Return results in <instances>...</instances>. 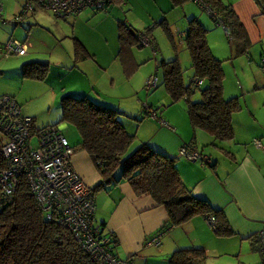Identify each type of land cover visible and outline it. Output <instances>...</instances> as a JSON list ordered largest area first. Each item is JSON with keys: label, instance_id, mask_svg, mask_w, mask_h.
Wrapping results in <instances>:
<instances>
[{"label": "crops", "instance_id": "crops-1", "mask_svg": "<svg viewBox=\"0 0 264 264\" xmlns=\"http://www.w3.org/2000/svg\"><path fill=\"white\" fill-rule=\"evenodd\" d=\"M0 1H3L0 4V45L4 44L11 37H15L26 41L29 48L33 43L28 39V34L23 38L24 34L22 31L25 29L29 31L31 29L32 23L30 20H35V10L42 6L38 3V0ZM29 1L34 3V9L23 20L22 24H25L26 27L17 28L16 26L19 24L13 22V17ZM224 1L234 9L245 26L249 39L248 45L237 43V40L230 35L224 22H221L217 17L211 15L213 22L204 14L201 18L202 21L200 17L195 15V9L199 7L201 9L205 8L198 5L194 0H192L193 4H189L185 0L175 5L172 4V0H164L165 5L159 7V14L164 12L169 14L168 17L164 16V18L168 20L174 36L175 32L179 35L178 31H186L192 19H197L207 29L206 38L211 53L221 60L223 69V96L225 98L240 96V107L231 114L235 130L234 137L219 141L218 144H213L214 136L212 133L207 132L204 128H197L194 130L199 135H202L204 139L197 140L196 138H192L188 142L186 141L189 138L188 135L180 131L182 123L171 115L166 114V112L164 114L158 111L163 121L153 116L156 119L153 118L155 122H151V125L154 126L155 131L151 137L142 142H147L155 149L175 157L177 167L185 184L196 195L207 199L211 205L224 211L234 229V234L228 237H219L209 218L197 214L180 225L172 226L170 230L161 234L160 242L157 244L149 243V239L154 234H157L166 221L168 217L167 208L165 205L158 203L149 193L138 194L129 180L126 177H122V164H119L114 172L115 179L108 181L105 187L94 189L97 206L96 218L99 222H104L106 230L111 231L116 236L117 244L115 252L122 257H131L134 264H170L169 257L176 249L196 246L210 251V242H214L217 250L229 249L228 245L231 243L236 248L241 242L242 245L249 246L246 249V253L248 254V258L256 259L254 264L261 260L256 243V234L264 225V110H259L258 107L259 104L264 105V73L263 70L259 69V61L264 54V0ZM19 2H21L22 7L19 5ZM135 2L137 1L128 0L127 4L136 10ZM47 11L55 15L56 18L62 19L57 17L52 11ZM173 11H176V14L186 21V25H180L177 20L171 21ZM138 14H141L144 22L150 21L148 16L153 15L148 10L142 8ZM127 15L132 21L131 13L128 12ZM63 20H55L53 22L54 27L50 29L56 37L65 36L70 31V23L66 21L68 19ZM71 31L73 34H76L74 23L72 24ZM77 35L81 39L76 35L73 36V49L75 47V37L79 38L85 45L87 43L85 37L80 33H77ZM218 38L224 42V47L217 42ZM182 41L184 42V39ZM86 47L90 52L92 51L87 45ZM155 47H152L154 51ZM32 56L34 54L29 57ZM73 56H75L74 50ZM176 56L174 54V56L165 60L173 59ZM96 59L97 62L101 63L98 55H96ZM112 59H117L116 54L112 55ZM18 64L19 61L16 64L17 67ZM189 71L190 75H188L187 79L190 80L193 71L191 69ZM150 73L145 76L148 78ZM227 73H231L232 75V84L235 87V90L232 92L228 89L230 84L228 86L227 83L225 84L224 76ZM154 74L158 75V72ZM144 78L142 80L143 85L145 82V88L150 92L154 88L148 89L146 86L147 78L146 80ZM21 79L26 81L29 88H33L37 83L46 80L36 81V79L23 77ZM13 85L14 82H8V85L0 86V95L5 94L4 92H14L17 94ZM46 91L48 92L47 99L51 98V96L55 97V92H53L51 85L48 86ZM16 94L13 96L21 102ZM235 94L238 96H235ZM30 97L32 100L38 102L37 96L34 93L31 92ZM140 100L142 101V99ZM149 102L151 104H147V106L154 104L152 101ZM21 105L23 112L32 116L37 126L55 122L61 124L63 130L65 122L63 124L59 122V119L62 117V107L60 105L58 121L45 120L46 123L42 125L37 123L36 116L33 115V107L27 104L26 106L22 102ZM147 106L138 109L136 112L138 116H135L136 119L141 117L142 120L147 116L148 113L145 111ZM172 122L177 124V127ZM184 125H186V116L183 117V128L188 133V129ZM150 132H147V134H150ZM255 138L260 140V144L254 142ZM205 141L207 143L211 142L212 146L205 148L203 145ZM188 145L210 156L213 162L209 164L201 160H191L183 155L181 149ZM72 163L92 187H95L103 179V175L96 162L86 149L76 148L72 156Z\"/></svg>", "mask_w": 264, "mask_h": 264}, {"label": "trees", "instance_id": "trees-1", "mask_svg": "<svg viewBox=\"0 0 264 264\" xmlns=\"http://www.w3.org/2000/svg\"><path fill=\"white\" fill-rule=\"evenodd\" d=\"M125 1L105 0L102 9L91 5L56 16L69 19L87 9L108 11L111 4L123 5ZM183 1L185 0H172V4ZM207 2L222 18L237 43L248 45L247 30L234 9L224 0H207ZM25 7L24 5L20 12ZM13 22L17 24L14 20ZM22 23L23 21L19 24ZM159 25L164 27L168 36L174 41L166 18L145 29L134 28L127 21H119V46L116 57L129 76L137 66L135 46L146 45L143 41L146 36L151 37L156 44L153 29ZM206 31L207 29L197 19H192L186 30L184 42L191 57L188 69L193 71L190 80L185 74L187 67L183 66L178 55L170 60H160V65L163 68L164 84L173 101L186 99V108L193 128L206 129L214 136L212 143L218 144L219 141L234 137L231 114L238 110L240 102L238 97L223 96L221 60L212 55ZM74 54L77 59L95 58V55L77 37H75ZM49 66V62L37 59L25 61L20 67L21 75L23 78L44 80L49 72ZM199 80L202 82L199 83ZM198 90L201 91L202 96L194 101L192 95ZM61 107L60 122H72L78 127L81 133L78 146L90 153L103 175V179L93 189L105 187L108 181L115 179V169L122 164V177L129 180L138 194L149 193L167 208L168 217L157 234H164L172 226L180 225L197 214L207 216L219 236L234 234V229L224 211L211 205L207 199L196 195L185 184L175 157L155 149L147 142H142L140 147L129 153L128 149L135 133L128 132L119 118L121 113L119 110L94 101L88 95L77 96L71 93L63 94ZM3 141L4 137L0 133V169L6 165V156L2 149ZM101 226L106 229L104 222ZM107 232L117 244L116 236L111 231ZM207 258L205 248L185 247L173 251L169 263L206 264ZM0 264H98V262L76 239L69 227L61 224L57 219L50 220L46 217L36 193L31 189L28 181L22 178L12 198L6 200L0 198Z\"/></svg>", "mask_w": 264, "mask_h": 264}, {"label": "rangeland", "instance_id": "rangeland-1", "mask_svg": "<svg viewBox=\"0 0 264 264\" xmlns=\"http://www.w3.org/2000/svg\"><path fill=\"white\" fill-rule=\"evenodd\" d=\"M136 1V10L132 9L130 5L128 6V0H126L123 5L111 4L108 11H92L91 9H87L78 16L66 20L70 23V31L65 36L61 37H56L50 29L54 27L53 22L55 20H64L56 18L51 12L47 10L45 11V9L39 6L40 8L35 10V20H30L32 23L31 29L29 31H27V29L22 31L24 34L23 38L28 34V39L33 43L28 48V53L23 55H11V57L0 55V86L8 85V82H14L13 86L17 92V94L14 92L4 93H14L24 105L27 104L33 107V115L36 116L35 119L39 125L45 124V120L56 121L59 119V105L61 106V98L63 94L71 93L77 96L88 95L94 101L113 107L121 112L119 118L125 124L128 132L135 133L134 140L131 142L128 149L129 153L140 147L142 141L151 137L155 131L151 122H155L154 119L156 118L149 114H147L142 120L141 117L139 119H136L135 117L139 108L142 109L147 104H151L149 101L154 102L151 107L158 109L161 113L165 114L166 112V114L171 115L182 123L180 131L189 137L186 141L189 142L192 138H196L197 140L204 139L202 135H199L198 132L194 130L190 122L186 108V99L182 98L173 101V98H171L169 91L165 88L163 83V68L159 63L161 59H168L175 54L178 55L183 66L188 67L190 65V53L182 41L181 36L177 35L175 32V36L173 35V41L168 36L164 27H161L160 25L154 27L153 35L154 40L156 41L157 51L155 52L149 44L141 47L135 46L134 54L137 66L130 76L128 73L124 72L120 61L112 59V55L116 54L119 46V21H127L129 24L131 23L134 28L145 29L149 25H154L157 21L163 19L164 16H169V14H166L165 12L159 14V7L165 5L164 0ZM2 2L3 1H0V4ZM187 2L193 4L192 0H187ZM14 5L16 6L15 2ZM19 5L22 7L21 2H19ZM141 8L146 9L153 14L148 16L150 21L144 22L141 14H138ZM128 12L131 13L132 21L127 15ZM31 13L32 12H30V14ZM204 14L208 16L209 20L213 21L211 14L207 10L201 9L200 7L195 9V15L200 17V19ZM171 19V21H179L180 25H186V21L181 19V16H178L176 11H173ZM73 23L76 26V34H73L71 31ZM16 27L24 28L26 25L19 24ZM77 33H80L86 38L87 43H85L92 50L91 52L95 55V58L89 57L87 59H77L73 56V36H78ZM79 38L81 39V37ZM217 42L224 47V42H222V40L218 38ZM32 54H34V56L29 57ZM96 55H98V59L101 63L96 61ZM24 57H29L30 59ZM35 59L49 62V72L46 76V80L37 83L33 88H29L26 81L21 79L22 75L20 67L23 62ZM17 60L19 61L18 67L16 65L18 62ZM259 69L263 70L260 66ZM189 70L190 68L185 71L187 78L188 75H190ZM156 71L158 72L160 81L158 86L149 92L145 88V82L143 85L142 80L144 77V80H146V74L151 72L149 74L150 76ZM224 77L225 84L227 83V86L230 84L228 87L229 91H234L235 87L234 84H232L233 79L231 73H227ZM113 79L115 80L113 81ZM49 85L53 88L55 97L53 98V96H51V98L47 99L48 92L46 89ZM31 92L37 96L38 102L32 100L30 97ZM201 96L202 93L198 90L192 95V100H199ZM235 96L238 95L235 94ZM241 97L243 96L241 95ZM140 99H142V101ZM258 107L259 110H264L263 104H259ZM185 116L186 125H184V127L188 129V133L183 128V117ZM61 118L59 119V122L61 121ZM63 122H65L63 132L67 135L75 149H81L78 146V143L81 140L80 130L72 122ZM63 122L60 123L63 124ZM172 124L177 127V124L173 122ZM149 131H151L150 134H147ZM203 145L205 148H209L212 146V143H207L205 141L203 142ZM115 246L116 243L114 244V251ZM210 246V251H207L208 258L206 264L255 263L254 261L256 259L253 260L252 258H248V254L246 253V249L249 246L242 245L241 242L236 248L233 243L229 244V249L226 250H217L214 246V242H210Z\"/></svg>", "mask_w": 264, "mask_h": 264}, {"label": "built area", "instance_id": "built-area-1", "mask_svg": "<svg viewBox=\"0 0 264 264\" xmlns=\"http://www.w3.org/2000/svg\"><path fill=\"white\" fill-rule=\"evenodd\" d=\"M194 1L223 22L206 0ZM38 3L62 16L91 5L102 9L105 0H38ZM25 6L22 12L13 17L17 24L24 20L29 10L34 9V3L31 1ZM178 34L184 39L186 31L180 30ZM143 41L155 47L151 37L146 36ZM27 51V42L15 37L0 45L2 56L22 55ZM259 64L264 71V54ZM159 80L157 74H151L146 80L147 88H156ZM201 82L202 80H199V83ZM146 111L156 118L163 119L156 108L147 106ZM0 133L4 137L2 149L6 156V165L0 169V198H12L24 178L36 193L46 217L50 220L57 219L69 227L98 264H134L131 257H122L115 253V242L111 234L96 219L95 190L72 163L75 147L63 133L61 124L37 126L33 117L23 112L17 98L5 93L0 95ZM254 142L260 144L257 138ZM181 153L191 160L213 162L210 156L190 145L184 146ZM160 236L161 234H157L149 239V243L157 244ZM256 243L261 256L260 262L256 264H264V225L256 234Z\"/></svg>", "mask_w": 264, "mask_h": 264}]
</instances>
